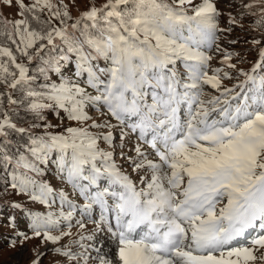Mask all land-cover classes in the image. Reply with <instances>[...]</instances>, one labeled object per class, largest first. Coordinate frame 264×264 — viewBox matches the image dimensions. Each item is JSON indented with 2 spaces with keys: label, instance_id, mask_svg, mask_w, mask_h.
<instances>
[{
  "label": "snow or ice",
  "instance_id": "6c2138e0",
  "mask_svg": "<svg viewBox=\"0 0 264 264\" xmlns=\"http://www.w3.org/2000/svg\"><path fill=\"white\" fill-rule=\"evenodd\" d=\"M0 4V188L48 209L10 218L9 248L264 264V0Z\"/></svg>",
  "mask_w": 264,
  "mask_h": 264
},
{
  "label": "rangeland",
  "instance_id": "374dc122",
  "mask_svg": "<svg viewBox=\"0 0 264 264\" xmlns=\"http://www.w3.org/2000/svg\"><path fill=\"white\" fill-rule=\"evenodd\" d=\"M97 4H101L104 2V0H96ZM65 3L70 4V10L73 15L79 14L80 11L85 10L88 0H75V6L71 5L70 0H65ZM0 13L3 14L4 17L8 19H17V9L15 7H7L2 4H0ZM239 34V33H236ZM235 35V34H234ZM238 47H246V46H238ZM254 58V56H252ZM244 67H247V65H243ZM94 114V113H93ZM45 180L49 181L54 189L59 191L60 189H63L65 192H68L70 194V199H74L76 203L82 204L83 201L78 196L71 195V188L67 185H64L61 183L60 180L56 179L55 174L50 172L47 176L44 177ZM11 193V190H9ZM6 199V195H3ZM15 198L16 201H18L21 205V209H11L12 211V217L15 218L16 226L19 231L22 232H28L30 234V218L28 216V210H31L33 212L39 211V212H46L48 209L45 208V206L36 204L31 202L26 196H17L15 194H11V197L6 199L8 202H12ZM59 200H56V202L53 204L52 211H58L59 207ZM77 219H80L81 217L79 214H77ZM4 223H9V220H3ZM8 225V224H7ZM7 225H4L0 228V231L5 234H1L0 238L2 239V242L0 243V264H30V261L33 258V252L32 249L38 244V241H29L27 242L23 248H21L19 245L17 246V249H11L8 247L9 243H5V241H9L15 237L16 232L8 227ZM91 227V225H89ZM76 229L73 228V232H75ZM5 236V237H4ZM52 259L51 254L49 253L46 257L43 258L42 264H50V261Z\"/></svg>",
  "mask_w": 264,
  "mask_h": 264
},
{
  "label": "trees",
  "instance_id": "16d2710c",
  "mask_svg": "<svg viewBox=\"0 0 264 264\" xmlns=\"http://www.w3.org/2000/svg\"><path fill=\"white\" fill-rule=\"evenodd\" d=\"M73 15V14H72ZM78 15V14H77ZM77 15H73L74 17L77 16ZM254 59L252 56H249V60H252ZM3 195H6V199L10 198L11 197V193L9 192V194H4L3 193V189L0 188V228L4 225H7L5 224L3 220H9L12 216V211L11 209H13L11 207V203L12 202H17L19 203L18 201H16L17 198H15L12 202H8L5 197ZM1 234H5V233H2V231H0V236ZM5 237V236H4ZM2 242V239L0 238V243ZM9 243V241H5V243Z\"/></svg>",
  "mask_w": 264,
  "mask_h": 264
}]
</instances>
